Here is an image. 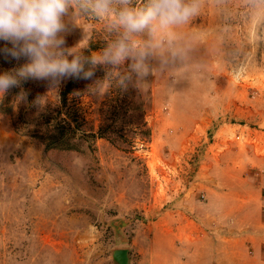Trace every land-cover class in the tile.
I'll use <instances>...</instances> for the list:
<instances>
[{
    "label": "rangeland",
    "instance_id": "374dc122",
    "mask_svg": "<svg viewBox=\"0 0 264 264\" xmlns=\"http://www.w3.org/2000/svg\"><path fill=\"white\" fill-rule=\"evenodd\" d=\"M189 2L197 12L186 23L171 34H139L143 55L120 65L91 63L120 38L107 21L75 9L64 18L68 59L84 63L94 46L84 64L93 76L76 79L67 99L76 102L80 130L96 132L106 100L139 96L149 99L147 137L128 123L103 137L73 136L69 148H44L39 121L59 110L69 79L59 87L29 79L0 95V264H116L114 249L127 251V264H154L178 240L175 230L189 237L197 223L208 228L197 215H212L213 157L235 125L264 130V0ZM24 62L0 53V71Z\"/></svg>",
    "mask_w": 264,
    "mask_h": 264
},
{
    "label": "clouds",
    "instance_id": "9594fccd",
    "mask_svg": "<svg viewBox=\"0 0 264 264\" xmlns=\"http://www.w3.org/2000/svg\"><path fill=\"white\" fill-rule=\"evenodd\" d=\"M70 9L105 20L110 31L121 34L91 59L93 65H120L142 56L136 45L139 34H171L197 12L189 0H147L143 7H133L132 0H0V41L5 44L0 53L25 61L0 71V95L22 87L29 79L51 81L59 87L65 79L93 76L79 56L68 59L63 51L61 34L66 31L64 18ZM133 68L139 70L142 64L134 63Z\"/></svg>",
    "mask_w": 264,
    "mask_h": 264
},
{
    "label": "crops",
    "instance_id": "0c3cea01",
    "mask_svg": "<svg viewBox=\"0 0 264 264\" xmlns=\"http://www.w3.org/2000/svg\"><path fill=\"white\" fill-rule=\"evenodd\" d=\"M229 139L213 157L212 215H197L207 219L208 228L197 223L189 237L175 230L178 240L171 237L163 256L150 259L154 264H264V130L235 125Z\"/></svg>",
    "mask_w": 264,
    "mask_h": 264
},
{
    "label": "trees",
    "instance_id": "16d2710c",
    "mask_svg": "<svg viewBox=\"0 0 264 264\" xmlns=\"http://www.w3.org/2000/svg\"><path fill=\"white\" fill-rule=\"evenodd\" d=\"M94 48L92 44H89L85 50V61L84 64H90L88 61L89 51ZM90 67V66H86ZM89 68H87L88 70ZM128 80L124 78L123 86L125 88H129V86L125 83ZM76 84V79H69L61 88L59 103V110L56 111L54 115L46 114L42 115L39 121L40 126H42L40 135L43 136L42 144L44 148L50 147H63L69 148L72 144L69 142V138L73 136H83V137H103L107 131L113 130V128H124V126L131 123L132 129L136 131V134H139L141 137H147L148 129L145 126V123L142 120V115L145 111V107L149 101L143 100L142 98H136L129 104L125 100L119 99V97H115V99L106 100L103 103V112L100 114V122L97 127L96 132H88L85 133L80 130V123H82L83 119L77 110V106L73 103L67 102L68 95L71 90L74 89ZM119 89V86L117 87ZM108 108H111L113 112H106ZM114 108L122 109V113L119 116L118 112H115ZM131 111V112H129ZM132 113V114H131ZM132 116L131 122L126 119V117ZM82 120V121H81ZM120 126V127H119ZM36 137V136H35ZM40 136H37L39 139ZM120 137V136H118ZM143 138H139L142 140ZM122 141V140H121Z\"/></svg>",
    "mask_w": 264,
    "mask_h": 264
},
{
    "label": "water",
    "instance_id": "95a60500",
    "mask_svg": "<svg viewBox=\"0 0 264 264\" xmlns=\"http://www.w3.org/2000/svg\"><path fill=\"white\" fill-rule=\"evenodd\" d=\"M111 254L116 264H127V251L125 249H114Z\"/></svg>",
    "mask_w": 264,
    "mask_h": 264
}]
</instances>
